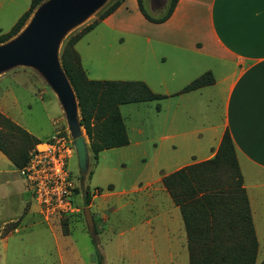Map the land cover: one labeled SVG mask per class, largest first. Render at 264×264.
<instances>
[{
  "label": "rangeland",
  "instance_id": "rangeland-1",
  "mask_svg": "<svg viewBox=\"0 0 264 264\" xmlns=\"http://www.w3.org/2000/svg\"><path fill=\"white\" fill-rule=\"evenodd\" d=\"M50 1H44L33 10L20 33L0 47L21 37L39 9ZM115 1L103 0L97 8L73 23L62 34L56 53L62 69L61 53L65 41L96 21ZM31 3L32 0H0V35L12 29L20 17L29 11ZM143 3L149 13L160 15L167 13L171 0H143ZM111 33L99 24L76 45L89 79L118 80L122 77L111 68L104 67L107 63L103 57L100 37ZM162 105L160 102L122 106L120 112L131 140L134 123L142 117L151 122L154 141H146L141 151L132 142L127 147L106 150L98 158L90 151L89 140L80 125L78 109L75 124L78 135L86 138L89 165L86 172H81L76 152L72 153L67 162L68 171L76 185L73 194L78 211L74 213L46 218L25 179L23 169L15 168L0 151V232L5 237L16 228L22 229V233L15 235L10 242L5 261L7 264L54 262V244L50 240V232L59 237L61 244L63 241L68 242L77 251V258L69 255L66 259L68 251L64 248L62 256L65 261L54 264H97V252L102 255L103 264H189L188 250L168 248V244L164 243L163 219L152 217L153 210L160 209L159 206L164 209L167 205L159 187L151 189L148 186L162 174L163 168L167 170L165 164L170 157L169 147L172 142L161 139L166 135L163 128L165 110H162ZM0 116L25 129L43 143L57 133L70 136L73 141L77 135L69 123L58 93L36 66L26 63H16L0 70ZM0 131L8 136L15 151L28 149L31 152L40 146L23 141L2 120ZM175 152L177 156L174 157L182 160L188 155L189 148L178 146ZM258 191L261 194L260 198L253 199V214L260 244L257 263L260 264L264 259V188L252 191V194ZM86 208L90 209L94 220L93 235L89 233L85 221ZM150 219L152 225L149 224ZM151 229L153 233L156 230L157 239Z\"/></svg>",
  "mask_w": 264,
  "mask_h": 264
},
{
  "label": "crops",
  "instance_id": "crops-1",
  "mask_svg": "<svg viewBox=\"0 0 264 264\" xmlns=\"http://www.w3.org/2000/svg\"><path fill=\"white\" fill-rule=\"evenodd\" d=\"M149 15L161 18L165 14ZM100 24L112 32L100 37L107 63L104 67L122 76L110 81H142L164 97L135 103H163L166 135L161 139L172 142L167 170L163 168L148 185L159 187L167 202L164 209L159 206L152 211L153 218L163 219L164 243L170 249L188 250L180 210L164 188L163 178L212 159L226 132L234 143L258 239L253 199L261 193L253 195L252 191L264 188V0H179L163 23L148 21L137 0H125ZM206 73L212 74L213 84L183 92ZM153 135L151 122L140 117L129 145L133 142L141 151L146 141H154ZM178 146L189 148L182 160L174 157ZM1 233L0 264H7L10 242L22 229L16 228L5 237ZM153 234L156 238V230ZM50 240L55 259L49 264L65 261L62 252L66 249V259L69 255L77 258L72 244H61L51 232Z\"/></svg>",
  "mask_w": 264,
  "mask_h": 264
},
{
  "label": "trees",
  "instance_id": "trees-1",
  "mask_svg": "<svg viewBox=\"0 0 264 264\" xmlns=\"http://www.w3.org/2000/svg\"><path fill=\"white\" fill-rule=\"evenodd\" d=\"M46 0H32L29 11L23 14L12 29L0 35V45L17 36L30 13ZM142 15L150 22L163 23L173 13L179 0H171L170 8L161 18H153L137 0ZM125 0H117L99 18L79 33L70 36L61 53L63 70L73 87L80 110V125L89 140L95 158L106 151L130 144L120 107L126 104L160 101L164 97L154 93L142 81H110L89 79L76 51L77 43L112 15ZM214 83L206 73L188 84L189 92ZM160 109V106L157 107ZM10 131L35 146L37 140L25 129L0 116ZM0 151L15 168L24 169L32 151H15L8 136L0 131ZM174 204L179 208L188 240L189 264H257L259 244L250 204L233 140L226 132L216 155L208 160L180 169L162 180ZM90 192L87 191V195ZM88 202V200H87ZM97 264H103L96 253ZM264 264V260L260 263Z\"/></svg>",
  "mask_w": 264,
  "mask_h": 264
},
{
  "label": "water",
  "instance_id": "water-1",
  "mask_svg": "<svg viewBox=\"0 0 264 264\" xmlns=\"http://www.w3.org/2000/svg\"><path fill=\"white\" fill-rule=\"evenodd\" d=\"M103 0H51L41 7L27 31L13 43L0 47V70L16 63L36 66L58 93L75 133L78 100L57 60V46L62 34L101 4ZM80 111V110H79ZM75 135L74 147L81 172L89 165L86 138ZM89 233L93 235L94 220L89 208L84 210Z\"/></svg>",
  "mask_w": 264,
  "mask_h": 264
},
{
  "label": "built area",
  "instance_id": "built-area-1",
  "mask_svg": "<svg viewBox=\"0 0 264 264\" xmlns=\"http://www.w3.org/2000/svg\"><path fill=\"white\" fill-rule=\"evenodd\" d=\"M74 152L71 137L57 133L32 151L23 169L25 179L46 218L78 211L73 194L76 185L67 168L68 159Z\"/></svg>",
  "mask_w": 264,
  "mask_h": 264
}]
</instances>
